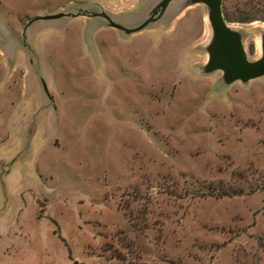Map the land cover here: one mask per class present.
Masks as SVG:
<instances>
[{"label": "rangeland", "instance_id": "1", "mask_svg": "<svg viewBox=\"0 0 264 264\" xmlns=\"http://www.w3.org/2000/svg\"><path fill=\"white\" fill-rule=\"evenodd\" d=\"M158 1L0 0V264H264V77L201 72L204 4L25 28Z\"/></svg>", "mask_w": 264, "mask_h": 264}, {"label": "water", "instance_id": "2", "mask_svg": "<svg viewBox=\"0 0 264 264\" xmlns=\"http://www.w3.org/2000/svg\"><path fill=\"white\" fill-rule=\"evenodd\" d=\"M173 1L175 0H159L148 12L146 18L140 24L133 27L115 22L103 10L96 12L80 7L72 12L36 16L28 21L25 28L37 20L86 16L89 18H101L106 21V26L130 35L138 33L152 23L160 20ZM195 4L205 5L212 33L209 43L205 46L208 60L201 67V72L210 74L215 71H221V81L224 85H230L236 81L247 83L250 80L264 77V31L261 33V56L256 60H249L243 44V34L236 28H233L223 16V0H181L182 8ZM44 89L48 93L45 85Z\"/></svg>", "mask_w": 264, "mask_h": 264}, {"label": "trees", "instance_id": "3", "mask_svg": "<svg viewBox=\"0 0 264 264\" xmlns=\"http://www.w3.org/2000/svg\"><path fill=\"white\" fill-rule=\"evenodd\" d=\"M223 0L222 12L229 23H249L256 20L264 21V0Z\"/></svg>", "mask_w": 264, "mask_h": 264}]
</instances>
